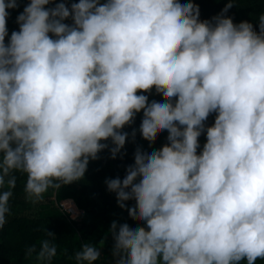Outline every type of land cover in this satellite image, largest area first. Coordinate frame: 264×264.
<instances>
[{"label": "clouds", "instance_id": "obj_1", "mask_svg": "<svg viewBox=\"0 0 264 264\" xmlns=\"http://www.w3.org/2000/svg\"><path fill=\"white\" fill-rule=\"evenodd\" d=\"M50 2L29 0L8 35L6 9L18 5L0 0V228L14 173L35 203L81 180L101 141L115 158L128 135L120 130L142 111L141 137L166 130L167 143L137 148L124 177L105 181L143 221L110 223L112 264L264 260V12L255 31L224 15L234 0L211 21L192 0ZM153 88L166 99L149 102ZM33 254L50 264L57 249L44 239L25 258ZM99 257L86 243L73 259Z\"/></svg>", "mask_w": 264, "mask_h": 264}, {"label": "trees", "instance_id": "obj_2", "mask_svg": "<svg viewBox=\"0 0 264 264\" xmlns=\"http://www.w3.org/2000/svg\"><path fill=\"white\" fill-rule=\"evenodd\" d=\"M65 3L69 6L78 0H51L45 7H53L56 3ZM229 0H192L198 5L199 19L211 21L213 17L221 13ZM17 7L6 9V28L8 35L12 31H18L16 23L17 15L29 3V0H16ZM264 12V0H234L224 15L230 17L234 24L247 21L253 24V30L258 31V22L255 19ZM71 24V19L64 21ZM8 37H5L7 43ZM141 94V93H138ZM148 96L150 102L153 98L166 99L161 92L153 88ZM215 113H211L204 122L206 126H211ZM142 119V111L136 113L132 122L125 125L120 131L127 133L126 141L115 158H111L110 149L113 147L110 140L101 141L107 146L97 153L96 159H90L81 180L74 181L67 185H62L60 189H48L42 194V199L33 203L26 199L24 183L26 176L21 173L16 175V186L11 189L12 196L8 201L9 214L6 215V223L0 228V264H38L34 254L25 258V251L28 247L39 244L44 239H49L55 244L57 254L50 264H76L73 259L76 251H79L83 244H93L100 250V257L94 264H112L110 249L112 247V237L108 229L112 221L117 225L127 222L129 224H139L143 226L136 216H130L127 211L129 204H134V199L125 201V208L117 206L114 192L107 190L105 181L113 178H123L126 168L133 164L134 153L140 149H159L167 143V131H158L151 140L141 137L139 125ZM135 131V135L132 133ZM202 148L206 141L204 133L198 138ZM200 149H197L199 154ZM8 190L7 184L0 186V192ZM70 201L73 206L80 211L74 218L69 212L61 211L58 203ZM45 232L54 234L48 237ZM245 264V262H241ZM255 264H264V260L257 259Z\"/></svg>", "mask_w": 264, "mask_h": 264}, {"label": "built area", "instance_id": "obj_3", "mask_svg": "<svg viewBox=\"0 0 264 264\" xmlns=\"http://www.w3.org/2000/svg\"><path fill=\"white\" fill-rule=\"evenodd\" d=\"M71 204H72V203H71ZM68 212L70 213V215H71L72 217H75V216H77V214L80 213V211H78V210L73 206V204H72V207L69 209Z\"/></svg>", "mask_w": 264, "mask_h": 264}, {"label": "rangeland", "instance_id": "obj_4", "mask_svg": "<svg viewBox=\"0 0 264 264\" xmlns=\"http://www.w3.org/2000/svg\"><path fill=\"white\" fill-rule=\"evenodd\" d=\"M104 2V0H100V3H103Z\"/></svg>", "mask_w": 264, "mask_h": 264}]
</instances>
